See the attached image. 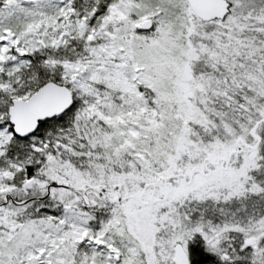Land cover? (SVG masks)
Wrapping results in <instances>:
<instances>
[{"label":"snow or ice","instance_id":"6c2138e0","mask_svg":"<svg viewBox=\"0 0 264 264\" xmlns=\"http://www.w3.org/2000/svg\"><path fill=\"white\" fill-rule=\"evenodd\" d=\"M0 264H264V0H0Z\"/></svg>","mask_w":264,"mask_h":264}]
</instances>
